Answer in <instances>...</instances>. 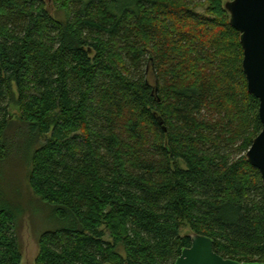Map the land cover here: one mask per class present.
Wrapping results in <instances>:
<instances>
[{"label":"trees","instance_id":"1","mask_svg":"<svg viewBox=\"0 0 264 264\" xmlns=\"http://www.w3.org/2000/svg\"><path fill=\"white\" fill-rule=\"evenodd\" d=\"M47 1L0 0V171L24 162L54 221L35 264H174L192 234L264 262L259 103L225 3ZM20 211L0 196V264H21Z\"/></svg>","mask_w":264,"mask_h":264},{"label":"water","instance_id":"2","mask_svg":"<svg viewBox=\"0 0 264 264\" xmlns=\"http://www.w3.org/2000/svg\"><path fill=\"white\" fill-rule=\"evenodd\" d=\"M224 8L229 13L230 26L239 34L247 92L259 103L261 131L245 156L250 166L258 171L264 186V0H231L225 3ZM158 122L162 125L161 120ZM189 237L190 246L182 249L174 264H264L223 259L213 251L211 238L195 234Z\"/></svg>","mask_w":264,"mask_h":264},{"label":"rangeland","instance_id":"3","mask_svg":"<svg viewBox=\"0 0 264 264\" xmlns=\"http://www.w3.org/2000/svg\"><path fill=\"white\" fill-rule=\"evenodd\" d=\"M46 1V7L52 16L55 15L54 8ZM226 3L231 0H222ZM204 7L197 8L195 12L202 14ZM9 112L14 116L13 123L18 124V109L11 105ZM24 162L14 156L0 171V196L9 199L21 209L20 227L17 231V238L21 247V264H35L38 255L37 239L39 235L53 228L54 221L50 209L40 199L34 196L27 187L25 180ZM183 167L182 164H180ZM188 229L181 231V236L188 234ZM119 253L123 251L119 248Z\"/></svg>","mask_w":264,"mask_h":264}]
</instances>
